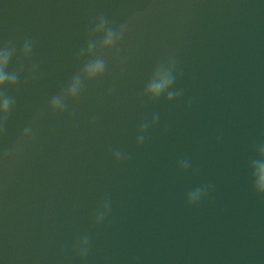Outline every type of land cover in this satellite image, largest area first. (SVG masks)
<instances>
[{
  "label": "water",
  "instance_id": "1",
  "mask_svg": "<svg viewBox=\"0 0 264 264\" xmlns=\"http://www.w3.org/2000/svg\"><path fill=\"white\" fill-rule=\"evenodd\" d=\"M101 15L127 31L103 53L104 77L54 114L49 101L82 67L76 54ZM26 39L35 46L22 62ZM9 42L8 70L24 72L5 89L15 106L0 135V264H264V199L249 169L264 142V0H0V48ZM169 57L182 96L143 99ZM29 126L34 138L17 148ZM202 185L209 192L188 207Z\"/></svg>",
  "mask_w": 264,
  "mask_h": 264
},
{
  "label": "clouds",
  "instance_id": "2",
  "mask_svg": "<svg viewBox=\"0 0 264 264\" xmlns=\"http://www.w3.org/2000/svg\"><path fill=\"white\" fill-rule=\"evenodd\" d=\"M127 24H121L118 28L113 27L109 20L101 15L94 26H90L87 34V44L76 54L77 63L84 61L82 67L76 72L67 87L61 90L58 95L53 96L48 104L49 110L56 114H63L68 107V102H75L81 96L84 86L104 77L107 71V61L103 55L105 52L112 51L123 39L127 31ZM34 42L26 39L19 50L20 60L27 61L33 54ZM17 54V49L11 42L0 48V135L6 131L9 116L15 106V98L9 96L5 89L17 87L21 74L24 72L23 63L9 71V65L12 58ZM175 59L169 57L166 61L159 63L154 68L148 79L142 93L143 99L156 103L162 98L166 103H172L178 100L182 90H173L175 83ZM38 65H32L28 69L26 80L31 79L37 72ZM159 121V113H154L151 121H144L139 125L136 146L141 147L144 144L146 134L149 129L155 127ZM34 138L33 129L26 127L17 141V148L24 142H30ZM12 150L4 153V159H7ZM255 158L250 161L249 169L251 173V191L258 198L264 199V142L254 145ZM113 159L117 164L126 159L121 151L113 153ZM191 167L189 159L184 158L178 162V168L181 172H187ZM209 192L208 185L198 186L190 190L186 196V205L188 207L198 206ZM111 210V201L106 198L102 206L97 210L94 217L96 225L104 222ZM90 248V240L87 236L81 238L76 244L77 255L83 260L87 257Z\"/></svg>",
  "mask_w": 264,
  "mask_h": 264
}]
</instances>
